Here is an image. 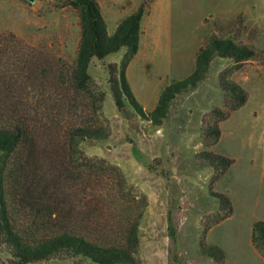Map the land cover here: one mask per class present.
I'll return each instance as SVG.
<instances>
[{"label": "rangeland", "instance_id": "rangeland-1", "mask_svg": "<svg viewBox=\"0 0 264 264\" xmlns=\"http://www.w3.org/2000/svg\"><path fill=\"white\" fill-rule=\"evenodd\" d=\"M70 1L0 0V36L12 34L35 55L61 60L70 68L80 38L79 14ZM96 2L109 35L117 22L144 8L140 48L125 75L135 99L147 112L152 111L153 101L165 86L194 70L196 53L210 37L229 38L255 51L253 59L239 64L215 58L206 79L174 101L160 127L139 118L130 106L119 112L114 104L110 66L118 72L125 49L102 60L93 59L90 94L70 95L67 105L73 112L65 120L67 125L94 122L105 138L81 142L84 156L117 167L127 190L146 196L138 230L137 264H264V252L251 241L253 224L264 222V0ZM10 46L20 50L13 43ZM224 70L247 96L244 105L234 111H229L219 87L218 77ZM93 96L103 97L97 112ZM22 97L23 102L27 97L34 104L37 91L30 87ZM214 108L227 116H214ZM215 123L219 137H204V126ZM200 152L226 157L232 164L225 171L215 169L196 159ZM109 172L98 170L102 176L85 181L84 186L105 190L109 184L115 186L117 175ZM77 187H67L72 206L84 197V202L89 200V213L100 215L99 205L111 208L108 218L120 216L106 191L101 199L82 194ZM214 193L230 200L231 213L221 207ZM81 216L75 213L73 217ZM74 219L70 218L72 224H76ZM202 242L219 247L222 260L202 255ZM0 264H12L9 250L2 245ZM32 264L89 263L57 257Z\"/></svg>", "mask_w": 264, "mask_h": 264}, {"label": "trees", "instance_id": "trees-1", "mask_svg": "<svg viewBox=\"0 0 264 264\" xmlns=\"http://www.w3.org/2000/svg\"><path fill=\"white\" fill-rule=\"evenodd\" d=\"M69 3L78 11L80 20L78 48L70 68L61 60L50 61L40 53L35 55L12 34L0 36V245L9 250L12 264H32L57 257L80 258L89 264H137L138 230L147 206L146 196L128 191L117 167L84 156L80 143L102 140L105 135L91 121L66 124L65 116L73 112L67 105L70 95L90 94L89 66L93 59L102 60L125 49L118 72L110 66L109 87L114 104L119 112L128 105L139 118L160 127L168 119L174 101L194 91L206 79L215 58L239 64L253 59L256 53L232 39L210 37L196 53L194 70L184 79L165 86L154 109L147 112L135 99L125 75L126 67L138 52L144 8L123 18L113 34L108 35L96 0ZM218 80L229 111L242 107L246 93L230 80L229 71H222ZM30 87L37 91L34 104L27 97L22 101V92ZM91 99L97 112L103 97ZM211 113L219 119L227 116L218 108ZM202 132L204 137L213 139L220 135L217 123L204 126ZM196 159L222 171L232 164V160L209 152L196 154ZM98 170L103 174L115 173L116 185L109 184L107 190L99 186L87 189L85 181L102 176L96 173ZM68 185L101 199L106 191L120 216L108 218L111 208L106 210L99 205L100 215L89 213V200L84 202V197L80 204L72 206ZM213 196L231 213V202L225 195ZM75 213L82 216L74 219ZM251 241L264 252V222L253 224ZM200 250L205 257L217 261L224 255L219 247L203 242Z\"/></svg>", "mask_w": 264, "mask_h": 264}, {"label": "crops", "instance_id": "crops-1", "mask_svg": "<svg viewBox=\"0 0 264 264\" xmlns=\"http://www.w3.org/2000/svg\"><path fill=\"white\" fill-rule=\"evenodd\" d=\"M142 23V22H141ZM119 24V22H117V25ZM117 25H116V27H117ZM116 29V28H115ZM107 34L109 35V33L107 32ZM113 34V33H112ZM139 48H140V40H139ZM139 50V49H138ZM137 57V56H136ZM129 66H131V63L129 64ZM129 66H128V68H129ZM127 68V69H128ZM127 72V71H126ZM127 77V76H126ZM184 79V78H183ZM128 80V79H127ZM179 80V79H178ZM160 94V93H159ZM158 97H159V95H157ZM158 97H157V99L155 98V100L153 101V104H155L154 105V107L156 106V104H157V100H158ZM155 102V103H154ZM154 107H153V109H154ZM144 109V108H143ZM152 109V110H153Z\"/></svg>", "mask_w": 264, "mask_h": 264}, {"label": "water", "instance_id": "water-1", "mask_svg": "<svg viewBox=\"0 0 264 264\" xmlns=\"http://www.w3.org/2000/svg\"><path fill=\"white\" fill-rule=\"evenodd\" d=\"M27 1H29L30 3H32L34 0H27Z\"/></svg>", "mask_w": 264, "mask_h": 264}]
</instances>
